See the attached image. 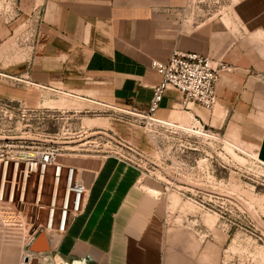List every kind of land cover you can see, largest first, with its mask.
I'll list each match as a JSON object with an SVG mask.
<instances>
[{
  "label": "crops",
  "instance_id": "crops-1",
  "mask_svg": "<svg viewBox=\"0 0 264 264\" xmlns=\"http://www.w3.org/2000/svg\"><path fill=\"white\" fill-rule=\"evenodd\" d=\"M12 1L20 13L12 23L0 17L1 75L77 99L145 110L162 80L153 59L166 61L174 50L208 55L215 66H226L214 109H184L180 94L168 90L155 116L173 124L185 116L192 131L208 126L264 163V0L222 1L221 12L207 19L189 16V0ZM228 9L231 17L223 12ZM29 22V60L8 62L19 55L6 43ZM89 158L73 163L89 192L69 231L44 242L28 230L31 214L24 228L0 223V264H26L27 254L38 264H219L213 241L165 225L157 209L161 191L153 193L139 169L114 157ZM33 243L50 250L38 253Z\"/></svg>",
  "mask_w": 264,
  "mask_h": 264
},
{
  "label": "rangeland",
  "instance_id": "rangeland-1",
  "mask_svg": "<svg viewBox=\"0 0 264 264\" xmlns=\"http://www.w3.org/2000/svg\"><path fill=\"white\" fill-rule=\"evenodd\" d=\"M222 1L226 0H189L188 14L198 19L215 16ZM12 8L0 4V17ZM223 12L232 15L231 9ZM27 25L18 26L6 43L7 50L19 55L8 62L29 60ZM28 80L0 74V136L54 143L70 149L66 151L73 155L67 161L76 164L122 145L124 150L136 148L148 158L143 161L150 170L142 175L144 182L161 191L157 209L165 225L190 229L202 241H213L220 249L219 264H264V163L252 149L227 143L223 133L208 126L202 130L217 137L194 132L185 116L174 120L185 126L168 121L161 127L145 118L144 110L77 99L66 90L40 89ZM50 176L48 171L46 189ZM157 176L164 184L155 180Z\"/></svg>",
  "mask_w": 264,
  "mask_h": 264
},
{
  "label": "built area",
  "instance_id": "built-area-1",
  "mask_svg": "<svg viewBox=\"0 0 264 264\" xmlns=\"http://www.w3.org/2000/svg\"><path fill=\"white\" fill-rule=\"evenodd\" d=\"M2 3L14 6L11 11L3 14L5 22L19 16L20 9L16 2L0 0V4ZM39 19L37 16L36 21ZM30 29L31 24L28 25V31ZM151 66L162 76V80L153 88V96L147 109L143 111L145 118L161 127L168 126V121L155 116L168 90H175L180 94V104L184 109L189 110L192 105H199L207 111L214 109L218 101L216 85L225 65L215 66L208 55L174 50L166 61L153 59ZM124 147L122 145L120 150L104 151L100 156L114 157L136 167L142 175L148 174L150 170L143 165V161L148 160L147 156L136 148L126 146L127 150H124ZM66 150L70 149H63L54 143L35 144L0 136L2 225L24 228L25 218L31 214L35 217L28 226L32 235L44 231L50 240V235H63L69 231L74 220L84 211L89 187L79 168L67 161L73 153ZM48 171L51 176L46 189ZM154 178L158 183L164 184L160 177Z\"/></svg>",
  "mask_w": 264,
  "mask_h": 264
},
{
  "label": "water",
  "instance_id": "water-1",
  "mask_svg": "<svg viewBox=\"0 0 264 264\" xmlns=\"http://www.w3.org/2000/svg\"><path fill=\"white\" fill-rule=\"evenodd\" d=\"M37 240H42V241H47V235L44 231L39 232L37 235ZM33 249L38 252V253H47L49 252L50 248L49 246H39V244L33 243L32 245ZM23 261L26 264H38L39 263V258L37 256L32 257L30 254L25 255Z\"/></svg>",
  "mask_w": 264,
  "mask_h": 264
},
{
  "label": "bare ground",
  "instance_id": "bare-ground-1",
  "mask_svg": "<svg viewBox=\"0 0 264 264\" xmlns=\"http://www.w3.org/2000/svg\"><path fill=\"white\" fill-rule=\"evenodd\" d=\"M196 129H199V127H197ZM201 133H203L204 135H206V136H210V137H213V135H211V134H208V133H204V132H201ZM153 193H156L157 194V192L156 191H153V190H151Z\"/></svg>",
  "mask_w": 264,
  "mask_h": 264
}]
</instances>
